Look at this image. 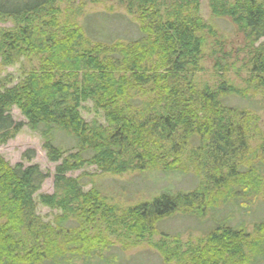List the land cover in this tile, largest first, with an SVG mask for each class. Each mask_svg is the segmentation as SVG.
I'll list each match as a JSON object with an SVG mask.
<instances>
[{
    "label": "trees",
    "instance_id": "obj_1",
    "mask_svg": "<svg viewBox=\"0 0 264 264\" xmlns=\"http://www.w3.org/2000/svg\"><path fill=\"white\" fill-rule=\"evenodd\" d=\"M109 1L112 13L95 24L77 20L85 3ZM59 2L0 0V19L15 24L0 35L1 61L39 59L0 87V144L27 125L58 163L53 193L37 200L48 173L0 155V264H124L106 231L89 224L166 238L161 226L178 212L209 216L210 229L181 257L156 247L163 264H264V217L253 216L264 205V129L253 104L259 97L264 109V0H209L212 17L228 19L239 43L200 15V0H81L77 8L68 0L64 9ZM129 26L136 36L128 40ZM88 102L104 123L83 117ZM34 153L23 156L30 162ZM90 166L117 176L192 174L195 184L122 207L92 180L84 190L83 174L68 175ZM38 201L59 211L52 222L37 213Z\"/></svg>",
    "mask_w": 264,
    "mask_h": 264
},
{
    "label": "rangeland",
    "instance_id": "obj_2",
    "mask_svg": "<svg viewBox=\"0 0 264 264\" xmlns=\"http://www.w3.org/2000/svg\"><path fill=\"white\" fill-rule=\"evenodd\" d=\"M80 2L81 0H72L71 3L77 8L80 6ZM58 4L59 6L61 5L63 9L68 8L69 6L68 0H60ZM84 5L85 14L82 17L77 18V20L84 24L89 20L92 24H95L93 19L96 20L100 15L105 13H112L108 7L116 4L109 1L101 5H93L92 3H85ZM114 11L116 15L127 16V18H130L124 9L115 7ZM66 14L67 12L65 11V15ZM200 15L213 24L219 33L226 39L237 43L240 42V38L236 37L234 34V28L228 19H215L212 17L209 0H200ZM121 19V17H118L119 21ZM14 26L15 24L10 20L3 18L0 19V35ZM130 28L131 26L125 29L126 31L129 30L125 37L128 40L136 36V33L133 34L134 32L130 30ZM38 60V57H24L12 65H4L0 59V87L12 86L17 83L23 76L24 72L38 66ZM206 67L211 68L209 61L205 62V68ZM209 75L210 71L207 70L201 77L208 79ZM255 101L256 102L253 103L254 108L262 119V128L264 129V109L262 104L259 103V97L256 98ZM254 108L252 107L253 110ZM81 112L87 121L98 118L101 119L100 122L104 123L102 113L97 112L94 106L89 102L83 104ZM12 116L15 121H21L24 124L27 122L26 118L16 107H13L12 109ZM29 149H32L35 152L30 162L23 156V154ZM0 155L11 165H15L19 162H23L26 166L29 164H38L42 171L48 173V177L45 179L40 191L35 195L37 200H39L40 195L53 193L55 168L58 163L51 162L48 159L46 151L43 148V140L38 133L30 130L27 125H23L20 131L6 143L0 144ZM81 174H83V179L85 178L86 183H88L84 186V190H89L91 188L92 184L90 181L92 180L97 184L101 191H103L106 197H108L110 203L118 204L122 207L133 205L143 200H149L158 193L170 190V188L173 191L189 190L192 189L195 184L192 174L186 176L180 175V177H177L174 176L176 173H171L169 179L168 176L164 174L160 175L161 173L157 174V172L154 173L153 171H135L117 176L109 173L102 174L96 167L91 166L68 175L76 177ZM174 177L177 179H173ZM37 203V213L42 217L44 222H52L59 211L46 207L39 203V201ZM253 212L254 217L262 219L264 217L263 203L255 205L253 207ZM181 213L182 212H178L172 218L166 219L165 223L161 226L162 229H165L166 232L170 234V237L166 238H162V236L158 234H147L139 239L137 236L125 232L122 226L118 227L117 224L106 222L105 220H97L98 222L87 225L92 231H95L98 228L106 231V234L115 243L111 247V253L119 255L123 259L124 264H163L161 253L156 247L164 245V248H167V250H173L177 257H181L182 253L188 248L196 246L198 244L197 241L202 239L210 229L209 216L196 219ZM68 224H73L75 226L77 222L72 219ZM249 227L252 229L251 225H249ZM114 229H117V231H114ZM120 244H128L129 248L123 251ZM182 261L183 259L176 261L175 258H173L170 264H180Z\"/></svg>",
    "mask_w": 264,
    "mask_h": 264
}]
</instances>
